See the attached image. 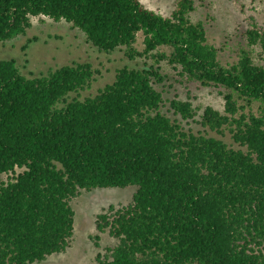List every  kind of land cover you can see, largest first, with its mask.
Returning a JSON list of instances; mask_svg holds the SVG:
<instances>
[{
    "label": "trees",
    "instance_id": "16d2710c",
    "mask_svg": "<svg viewBox=\"0 0 264 264\" xmlns=\"http://www.w3.org/2000/svg\"><path fill=\"white\" fill-rule=\"evenodd\" d=\"M193 11V0H177L165 18L140 0H0V44L45 17L70 24L101 53L124 49L130 61L155 62L124 66L80 99L97 74L89 64L28 78L0 60V264L64 254L80 192L126 187L135 188L130 203L96 216L115 245L94 264H264V66L253 58V48L264 54V27L252 19L247 47L222 62ZM159 48L167 52L154 54ZM160 61L218 90L224 112L199 115L172 99V116L164 114ZM196 117L204 131L182 126Z\"/></svg>",
    "mask_w": 264,
    "mask_h": 264
},
{
    "label": "rangeland",
    "instance_id": "374dc122",
    "mask_svg": "<svg viewBox=\"0 0 264 264\" xmlns=\"http://www.w3.org/2000/svg\"><path fill=\"white\" fill-rule=\"evenodd\" d=\"M140 2L145 8L165 18L171 15L177 0H140ZM193 2L194 11L189 14V19L193 23L204 24L208 43L219 49L222 62L235 61L238 49L247 47L244 33L251 28L252 19L259 26L264 27V0H193ZM134 48L138 52H142L144 48L141 33L136 36ZM253 50L255 63L264 66V54L259 49L253 48ZM161 52L167 50L159 48L154 54ZM0 60H14L21 74L28 78L44 76L67 65L89 64L97 74L91 87L80 93V99L94 96L98 90L111 84L116 71L124 66L155 65L153 59L128 60L124 49L101 53L87 43L85 36L79 30L73 29L70 24L63 21L54 22L45 17L32 18L31 28L24 35L0 44ZM157 67L165 76V82L157 86L165 101L161 109L164 114L172 116L168 111V101L172 99L190 102L198 110L199 115L206 107H211L220 113L224 112V102L218 95V90L187 83L166 61H160ZM71 97H75V94ZM253 111H257V106H253ZM195 121L188 123L181 121V124L194 133L204 131L205 129L198 124L200 118L196 117ZM225 141L230 142L228 138ZM6 177L0 176L3 181L7 179ZM134 192V187L81 191L71 203L75 216L70 248L64 254L51 256L44 262L36 264H94L99 252L115 245V240L107 231L104 233L97 231L96 216L109 206L127 205ZM95 236L99 239L97 242L93 241Z\"/></svg>",
    "mask_w": 264,
    "mask_h": 264
}]
</instances>
